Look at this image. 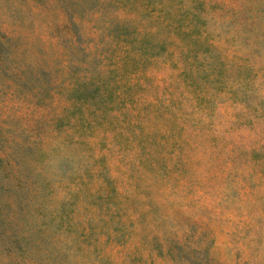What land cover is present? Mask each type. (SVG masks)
<instances>
[{"label":"rangeland","instance_id":"obj_1","mask_svg":"<svg viewBox=\"0 0 264 264\" xmlns=\"http://www.w3.org/2000/svg\"><path fill=\"white\" fill-rule=\"evenodd\" d=\"M0 182L30 264H264V0H0Z\"/></svg>","mask_w":264,"mask_h":264},{"label":"trees","instance_id":"obj_2","mask_svg":"<svg viewBox=\"0 0 264 264\" xmlns=\"http://www.w3.org/2000/svg\"><path fill=\"white\" fill-rule=\"evenodd\" d=\"M83 91L87 94L89 90L84 89ZM93 94L91 93V95ZM77 95L81 96V94ZM2 190L3 185L0 182V239L16 254L9 263L30 264L34 257V254H31L32 249L42 246L43 252H45L47 237L37 236L39 227L35 220L29 217L23 208L19 207L18 195L13 196L12 208L6 197L2 195ZM57 252L60 251L57 250ZM16 256L24 258L19 259ZM21 260L22 262H20ZM41 264H48V262L45 261Z\"/></svg>","mask_w":264,"mask_h":264}]
</instances>
